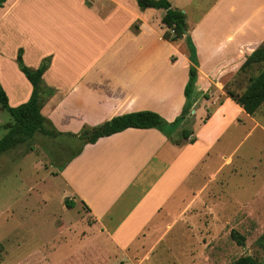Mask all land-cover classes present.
Wrapping results in <instances>:
<instances>
[{"label":"crops","instance_id":"1","mask_svg":"<svg viewBox=\"0 0 264 264\" xmlns=\"http://www.w3.org/2000/svg\"><path fill=\"white\" fill-rule=\"evenodd\" d=\"M170 2L186 15L187 36L196 48L191 110L196 115L198 106L209 110L203 96L211 89L224 91L264 45V0ZM43 8L41 0H7L0 8V83L11 107L27 103L33 93L17 63L22 52L31 69L51 58L43 83L54 94L42 96L41 114L63 136L140 111L156 112L168 122L182 114L191 51L187 36L164 39L165 10L141 9L136 0H71L47 17ZM232 106L237 104L224 97L206 127L218 123L222 133ZM188 126L185 121L174 139ZM196 139L177 145L157 129L129 128L85 145L60 166L57 178L69 188L62 200L86 211L89 227L99 232L96 251L108 256L107 250L119 253L147 241L148 231L158 227L197 171L204 151Z\"/></svg>","mask_w":264,"mask_h":264},{"label":"rangeland","instance_id":"2","mask_svg":"<svg viewBox=\"0 0 264 264\" xmlns=\"http://www.w3.org/2000/svg\"><path fill=\"white\" fill-rule=\"evenodd\" d=\"M41 1L47 17L71 0ZM263 68L241 70L224 91L205 94L210 113L228 92L243 94ZM196 111L189 119L204 151L197 171L147 241L119 253L108 245V256L96 251L99 232L89 227L86 211L62 200L69 188L56 174L81 148L77 137L38 133L2 154L0 264H232L244 255L264 261V104L254 116L232 106L222 133L218 123L206 127L201 120L208 108ZM10 121L0 110V140ZM232 230L245 237V246L232 239Z\"/></svg>","mask_w":264,"mask_h":264},{"label":"trees","instance_id":"3","mask_svg":"<svg viewBox=\"0 0 264 264\" xmlns=\"http://www.w3.org/2000/svg\"><path fill=\"white\" fill-rule=\"evenodd\" d=\"M6 1L7 0H0V8L3 7ZM136 1L141 9L152 8L165 10L166 13L162 22L168 30L163 35L164 39L176 42L184 36H187L188 26L186 15L180 10L173 9L170 0ZM186 41L191 51L190 60L192 66L189 71V81L185 87L186 104L182 114L174 122H168L156 112L140 111L115 117L112 120L95 127L86 126L78 135L69 134L70 136L77 137L82 142L81 148L71 159L80 155L85 145L95 144L101 138L112 136L129 128L157 129L177 145H183L186 143L194 144L196 142L197 139L194 135V131L191 129L193 121H190L189 117H191L190 112L194 103V92L198 80L199 63L196 48L191 38L187 36ZM17 63L19 69L32 84L33 93L27 103L13 108L9 105L8 96L0 83V110L8 113L12 118V121L6 123V132L0 140V155L27 143L38 133H42L49 137H57L58 135H61L54 128L52 129L49 126L50 124L41 114L43 104L42 96L45 94H47V96L54 94V90L44 87L43 83V76L50 67L51 58H46L39 68L31 69L25 65L22 52H19ZM259 64L264 65V45L256 49L246 59L239 72ZM228 85L225 89L228 88ZM228 95L229 98L238 104L246 114L254 116L264 104V68L260 74L250 82L243 94L237 96L232 92H228ZM210 117L211 113L208 110L203 122L206 123ZM185 121L189 123V126L182 131L181 139L177 141L174 139V134ZM65 205L69 209L75 208V203L69 199L66 200ZM84 208L90 211L86 204H84ZM231 237L239 246H245V237L236 230H232ZM260 241L264 242V235L261 237ZM3 248L4 247L0 244V252ZM232 264H264V261H259L251 255H244Z\"/></svg>","mask_w":264,"mask_h":264}]
</instances>
